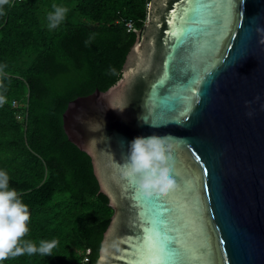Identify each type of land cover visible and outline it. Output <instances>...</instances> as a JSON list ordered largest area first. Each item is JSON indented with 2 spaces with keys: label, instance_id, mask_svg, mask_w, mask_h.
<instances>
[{
  "label": "water",
  "instance_id": "1",
  "mask_svg": "<svg viewBox=\"0 0 264 264\" xmlns=\"http://www.w3.org/2000/svg\"><path fill=\"white\" fill-rule=\"evenodd\" d=\"M257 28L264 0H149L112 84L67 104L63 134L113 211L93 264L102 245L107 264H264ZM152 135L169 137L170 200L143 196L123 175L130 142Z\"/></svg>",
  "mask_w": 264,
  "mask_h": 264
},
{
  "label": "trees",
  "instance_id": "2",
  "mask_svg": "<svg viewBox=\"0 0 264 264\" xmlns=\"http://www.w3.org/2000/svg\"><path fill=\"white\" fill-rule=\"evenodd\" d=\"M149 0H10L0 14V171L30 212L24 240H58L51 256L0 264H93L112 209L89 160L63 134L67 104L114 81ZM53 5L68 9L55 29ZM131 24V27H128ZM15 102V105H12ZM21 115V119L17 116Z\"/></svg>",
  "mask_w": 264,
  "mask_h": 264
},
{
  "label": "clouds",
  "instance_id": "3",
  "mask_svg": "<svg viewBox=\"0 0 264 264\" xmlns=\"http://www.w3.org/2000/svg\"><path fill=\"white\" fill-rule=\"evenodd\" d=\"M6 5H10V0H0V14ZM53 8L54 12L47 17L50 29L57 28L65 20L68 12L65 7L53 5ZM256 31L260 36L259 43L264 45V28H257ZM0 89L6 91L2 82ZM6 102V96L0 93V106ZM252 114V112L247 113L249 117ZM168 139L167 136L156 135L135 138L130 142L129 154L122 165L123 175L138 185L143 196L149 199L154 196L166 199L178 187L176 180L172 178L171 145L168 144ZM29 220L28 206L22 203L15 189H9L8 174L0 171V262L24 255H52L59 244L58 240H42L39 246L24 240L29 232ZM108 256V248L102 245L97 264H107Z\"/></svg>",
  "mask_w": 264,
  "mask_h": 264
},
{
  "label": "snow or ice",
  "instance_id": "4",
  "mask_svg": "<svg viewBox=\"0 0 264 264\" xmlns=\"http://www.w3.org/2000/svg\"><path fill=\"white\" fill-rule=\"evenodd\" d=\"M235 3L238 5L240 3V0H235ZM231 7V5H230ZM178 42H181V40H179ZM174 195V194H173ZM171 195L169 196V200L171 199ZM166 203H168V201L166 200ZM166 211V210H165ZM172 242L171 241H164L162 244H161V247L162 248H165L168 252L171 251V249L169 248V245L171 244Z\"/></svg>",
  "mask_w": 264,
  "mask_h": 264
},
{
  "label": "built area",
  "instance_id": "5",
  "mask_svg": "<svg viewBox=\"0 0 264 264\" xmlns=\"http://www.w3.org/2000/svg\"><path fill=\"white\" fill-rule=\"evenodd\" d=\"M128 27L130 28V27H131V24H128ZM12 105H15V102H12ZM17 118H18V119H21L22 117H21V115L19 114V115L17 116Z\"/></svg>",
  "mask_w": 264,
  "mask_h": 264
}]
</instances>
